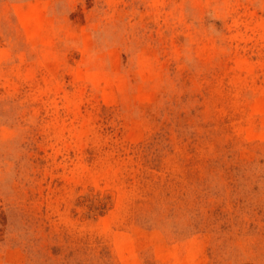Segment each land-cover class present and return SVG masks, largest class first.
<instances>
[{
  "label": "rangeland",
  "instance_id": "374dc122",
  "mask_svg": "<svg viewBox=\"0 0 264 264\" xmlns=\"http://www.w3.org/2000/svg\"><path fill=\"white\" fill-rule=\"evenodd\" d=\"M0 264H264V0H0Z\"/></svg>",
  "mask_w": 264,
  "mask_h": 264
}]
</instances>
